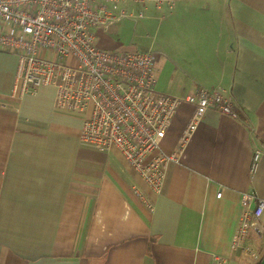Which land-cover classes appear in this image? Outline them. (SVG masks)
Masks as SVG:
<instances>
[{"label":"crops","instance_id":"obj_1","mask_svg":"<svg viewBox=\"0 0 264 264\" xmlns=\"http://www.w3.org/2000/svg\"><path fill=\"white\" fill-rule=\"evenodd\" d=\"M128 9L139 13L137 5ZM154 13L159 18L150 6L144 19H157ZM202 16L217 19L213 38L194 25ZM174 18L189 20L184 41L192 45L193 37L203 47H190L182 93L170 94L165 71L156 68L157 90L184 99L220 88L240 118L209 110L162 195L118 149L83 144L82 120L55 110L53 90L13 95L12 75L4 92L10 58L0 51V264H210L230 255L253 152L264 151V0H179ZM108 32L95 30L100 48L129 52L100 45ZM189 110L177 112L165 147ZM254 189L264 199V158ZM247 243L260 261L237 251L229 264H264V214Z\"/></svg>","mask_w":264,"mask_h":264},{"label":"built area","instance_id":"obj_2","mask_svg":"<svg viewBox=\"0 0 264 264\" xmlns=\"http://www.w3.org/2000/svg\"><path fill=\"white\" fill-rule=\"evenodd\" d=\"M179 0H0V51L10 58L4 92L14 75L13 95L55 93L54 108L82 120L81 141L93 150L118 149L156 195L164 194L177 165L209 110L232 119L240 113L232 96L220 88L198 89L179 99L157 90V56L100 48L95 30H109L127 18L142 20L150 6L161 21L175 15ZM139 6L134 14L128 6ZM183 106L189 114L177 137L165 147L173 120ZM264 151L253 152L251 190L242 196V215L231 253L210 264H229L232 253L259 262L249 246L258 230L264 199L254 189ZM145 203L153 208L151 201ZM221 197V194H219Z\"/></svg>","mask_w":264,"mask_h":264},{"label":"rangeland","instance_id":"obj_3","mask_svg":"<svg viewBox=\"0 0 264 264\" xmlns=\"http://www.w3.org/2000/svg\"><path fill=\"white\" fill-rule=\"evenodd\" d=\"M209 1L211 2V0ZM153 16L157 19L148 18V15H146L144 20L135 18L122 20L109 29L106 35L98 37L99 44L108 46L109 50H136L155 54L157 56L156 68L162 71L160 76L165 71L163 77L167 78V84L171 83L170 94L182 93V67L184 61L194 56L190 53L192 51L190 47L194 45L192 48L198 50L201 42L193 37L190 38L192 45L184 41L182 27L189 20L182 22V20L178 21L172 18L168 21H161L157 14L154 13ZM216 20L214 18L212 21L207 22L206 18L202 16L199 21H193V23L199 29H206L213 38L215 35L214 29L219 25L215 24ZM192 32L197 38L199 31H190L188 34L190 35ZM190 65L192 67L198 66L197 64ZM160 85L159 80V89Z\"/></svg>","mask_w":264,"mask_h":264}]
</instances>
